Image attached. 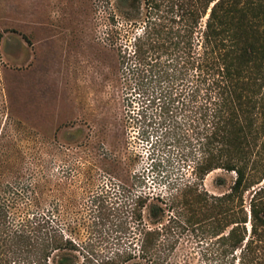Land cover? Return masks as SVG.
I'll use <instances>...</instances> for the list:
<instances>
[{"label":"rangeland","instance_id":"obj_1","mask_svg":"<svg viewBox=\"0 0 264 264\" xmlns=\"http://www.w3.org/2000/svg\"><path fill=\"white\" fill-rule=\"evenodd\" d=\"M144 4L0 0V182L34 172L37 196L61 217L80 263L124 251L136 196L179 197L193 185L187 215H200L206 207L196 194L221 196L235 176L216 169L195 178L191 133L143 118L118 86V52L139 34ZM176 123L182 129L179 117ZM263 176L264 148L249 175L258 183L244 193L246 207ZM194 229L174 246L177 264L210 262L205 229Z\"/></svg>","mask_w":264,"mask_h":264},{"label":"trees","instance_id":"obj_2","mask_svg":"<svg viewBox=\"0 0 264 264\" xmlns=\"http://www.w3.org/2000/svg\"><path fill=\"white\" fill-rule=\"evenodd\" d=\"M126 1L137 8L141 0ZM143 1L140 32L118 52V86L143 118L158 116L169 132L191 133L195 178L221 169L235 175L231 185L221 196L196 194L206 207L200 215H187L193 185L180 200L136 196L124 251L80 263L77 243L27 171L0 182V264H177L175 244L196 227L210 240L209 264H264V187L247 207L243 199L258 183L249 175L264 148V0Z\"/></svg>","mask_w":264,"mask_h":264}]
</instances>
